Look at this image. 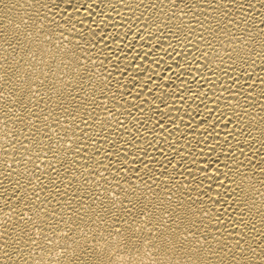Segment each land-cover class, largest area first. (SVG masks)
<instances>
[{
    "label": "bare ground",
    "instance_id": "obj_1",
    "mask_svg": "<svg viewBox=\"0 0 264 264\" xmlns=\"http://www.w3.org/2000/svg\"><path fill=\"white\" fill-rule=\"evenodd\" d=\"M0 264H264V0H0Z\"/></svg>",
    "mask_w": 264,
    "mask_h": 264
}]
</instances>
